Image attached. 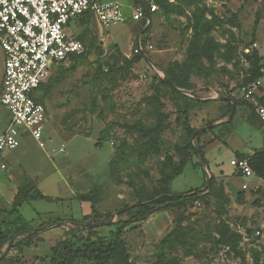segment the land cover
<instances>
[{
    "label": "rangeland",
    "instance_id": "obj_1",
    "mask_svg": "<svg viewBox=\"0 0 264 264\" xmlns=\"http://www.w3.org/2000/svg\"><path fill=\"white\" fill-rule=\"evenodd\" d=\"M123 12L126 21L108 28L94 19L81 27L69 23L68 35L83 32L85 56L67 59L45 82V148L20 129L19 146L4 153L9 164L0 169V231L18 217L35 220L60 209L56 202L30 201L12 213L11 202L24 186L58 198L66 215L70 200L98 189L96 208L114 215L110 225L118 221L115 213L139 200L197 189L202 198L191 206L127 227L125 251L109 264H264V195L241 191L233 173L235 150L264 149V123L249 105H239L228 124L230 112L219 100L237 98L230 94L247 77L253 50L262 57L264 78V0H202L160 9L142 33L152 49L141 59L132 50L143 23ZM193 51L200 55L192 62ZM3 58L0 48V88ZM112 66L115 71L102 73ZM183 68L189 90H179L187 99L175 98L158 80L169 85L166 73L181 76ZM9 119L0 104V133ZM208 124L218 125L192 139ZM95 233L107 236L108 229L99 226Z\"/></svg>",
    "mask_w": 264,
    "mask_h": 264
},
{
    "label": "built area",
    "instance_id": "obj_2",
    "mask_svg": "<svg viewBox=\"0 0 264 264\" xmlns=\"http://www.w3.org/2000/svg\"><path fill=\"white\" fill-rule=\"evenodd\" d=\"M133 21H144L159 11V2L168 4L200 3L202 0H140ZM89 14L108 28L125 22L116 0H0V48L4 55L0 104L9 113L6 129L0 134V169L6 170L3 156L19 146L20 129L26 130L44 149L46 109L36 99L53 69L70 56H80L83 44L68 35L72 20ZM147 23V20H146ZM144 24V23H143ZM138 36L133 54L152 49ZM106 72L107 69L105 68ZM217 95V94H216ZM249 103L258 119L264 122V80L259 78L238 87L230 94ZM234 171L244 192L264 193L263 180L253 173L248 158L234 157ZM253 180L250 185L247 181ZM258 234V233H257Z\"/></svg>",
    "mask_w": 264,
    "mask_h": 264
},
{
    "label": "trees",
    "instance_id": "obj_3",
    "mask_svg": "<svg viewBox=\"0 0 264 264\" xmlns=\"http://www.w3.org/2000/svg\"><path fill=\"white\" fill-rule=\"evenodd\" d=\"M188 5H192V3L168 4L166 2H159V11L160 9H167L173 6H188ZM149 16L151 19V14ZM89 20H91V16L89 14H85L76 19V24L82 26L84 22H87ZM257 25H258V20L255 21L254 27L256 28ZM145 26H146V22L143 24V27ZM82 33H80L78 36H75V38L80 42H81ZM141 43L142 45H144L145 43L144 34L141 37ZM199 55H200L199 51H195V53L193 51V55H191L189 59L193 62ZM83 56H85V54H81L80 56H70L68 57V60H75L76 58H82ZM134 56L137 57L138 59L142 58L141 55H134ZM247 60L249 61L248 75L243 79L241 85H245L259 78L264 80L261 72L262 57L258 54V52L253 50L250 56L247 57ZM62 63L63 62L59 63L57 66H59ZM55 68L53 70H55ZM113 71H115V69L112 66L110 70H107L106 72L103 71L102 73L105 74L108 72L107 74H110ZM188 74H189L188 68H183V74H181V76H178L176 73L172 74L170 72H167L166 75L169 78L172 86H169L166 82L160 79L158 80L162 86H165L170 90V92L175 98L187 99V97L181 94L178 90L179 89L189 90V86H187L185 81ZM44 89H45V84L42 85L38 90V91H42L43 95L42 94L39 95V97L36 100L41 104H43V106L45 107ZM188 100L195 103L193 99L188 98ZM221 102L227 105L228 113H229L231 104L226 101H221ZM239 105H249L252 110L251 112L254 114L253 116H255L257 120L260 121L258 117L255 115L253 111V107L249 103H247L242 99L235 98V106L238 107ZM230 122L231 120L228 122V124H230ZM209 131H213V130H209ZM209 131L200 132V134L195 137V140L197 141L200 136L208 133ZM192 134L193 132L190 134L189 137H191ZM186 148L193 150L189 141H187L186 143ZM198 150L204 157L202 148L198 147ZM234 157L236 159L248 158L249 165L255 176L264 179V149L254 152L252 155L236 154ZM211 185L212 184L210 183V187ZM209 188L207 189V191H209ZM96 190L98 189H94L89 193L82 194L77 197L79 201L87 202L90 204V214L84 216L79 222L70 221L75 226H73V228H69L67 237L64 240L58 241L54 245V247L51 248L50 264H85V263L109 264L114 260V258L121 257L125 251V245L121 239V236L123 235V232L127 227L129 226L139 227L142 222H144L149 216H151L154 213L172 210L174 208H182L187 205L191 206L195 201L202 198L198 195L199 191L197 189L194 191H188L187 193L180 195L166 196V194H162V195L159 194L153 197H148L146 199L139 200L134 205L123 208L122 210L118 211L117 212L118 221L110 225L109 222L111 220V214H101L100 212H98L96 208V205L99 201V195L96 192ZM254 194L264 195V193H262L261 191H257ZM28 201L54 202L59 200L51 199L50 197L44 196L40 191L36 189L34 185L24 186L18 189L12 202L11 212L12 213L18 212V208H20L23 203ZM92 224L94 225L101 224L102 227L107 228L108 235L107 236L97 235L95 233L97 227H90V225ZM29 225L30 223L28 222L26 225H21L19 227H16L15 234L20 231L30 230ZM50 226H52V223L48 222V223H42L39 227L48 228ZM81 232H84L85 235L80 234ZM37 236L38 234L32 231L27 232L26 234L21 236L18 240H16V242L13 243V245L8 250L7 254L0 259V264H23L19 256L21 255L22 250L24 248H28L33 244ZM12 237H13V233L12 234L0 233V250H2L3 247L9 243Z\"/></svg>",
    "mask_w": 264,
    "mask_h": 264
},
{
    "label": "crops",
    "instance_id": "obj_4",
    "mask_svg": "<svg viewBox=\"0 0 264 264\" xmlns=\"http://www.w3.org/2000/svg\"><path fill=\"white\" fill-rule=\"evenodd\" d=\"M116 1L120 4L122 12H123L124 8L131 11L130 19H132V15H133L135 9L139 6H142L141 5L142 3L140 0H126L124 6H122V4L119 0H116ZM123 15H124L125 21H126V16H125L124 12H123ZM92 19H94V18L91 17V20ZM146 20L147 19L145 18L143 22H142V20L141 21H134V22L145 23ZM150 22H151V19H150ZM78 26H80V25H78ZM68 28H69V26H68ZM0 93H1V88H0ZM236 110H237V108L235 106L234 115L236 113ZM234 115H233V117H234ZM259 122L264 123L262 121H259ZM44 140H45V138H44ZM214 143H212V144H214ZM254 152H256V151L235 150L234 156L236 154L252 155ZM3 160H4L5 164H9V161L6 159L5 155L3 156ZM233 173H235V171ZM35 177H37V176H35ZM262 180L264 182V179H262ZM240 184H241V182H238L239 186H240ZM38 191H40V190H38ZM40 192L44 196L50 197L46 193H44L42 191H40ZM50 198L51 199H58L55 197H50ZM12 202H13V200H12ZM12 202H11V205H12ZM28 202H30V201H28ZM33 202H38V201H33ZM54 202H56V204L60 208V209H58L57 213L48 212L47 214H43V215L37 214L38 217L35 220L34 219L24 220L21 217H18L15 221H13V222H11V224H9V227L6 230H4L3 232L0 231V233H3V234H10L13 232V230L16 227H19L21 225H26L29 222L30 223V225H29L30 230L22 231L19 234V236L14 235L11 239V240H13V243H14V242H16V240H18L20 238V236H23L27 232H31V230H36V229L40 230V231L34 232V233H37L38 236L34 240L33 244L30 247L24 248L22 250V253L19 256V258L23 264H50L51 248H53L54 245L58 241L64 240L67 237V233L69 231V228H73V226H75L70 221L79 222L84 216L90 214V204L87 202H81L77 198L70 200V204H69L70 214L69 215L62 213V211H61L62 203L61 202H59V201H54ZM18 212H19V208H18ZM18 212H14V213H18ZM18 222H20V223H18ZM48 222L52 223V226H50L48 228H46V227L40 228L39 227L42 223H48ZM8 244L5 245L2 250H0V257L6 251Z\"/></svg>",
    "mask_w": 264,
    "mask_h": 264
},
{
    "label": "water",
    "instance_id": "obj_5",
    "mask_svg": "<svg viewBox=\"0 0 264 264\" xmlns=\"http://www.w3.org/2000/svg\"><path fill=\"white\" fill-rule=\"evenodd\" d=\"M142 6H143V4H141ZM145 17H146V19H147V23H146V26L144 27V29L139 33V36H141L142 35V33L147 29V26L150 24V16H149V14L145 11ZM145 54H142V56H144ZM169 83V82H168ZM169 85L170 86H172L170 83H169ZM179 92H182V93H184L185 91H182V90H178ZM186 93V92H185ZM192 96H194L193 94H191ZM220 99V101H226V102H229L230 104H231V108H230V113H229V117H228V121H230L231 120V118L233 117V115H234V112H235V100H233L232 98H230V97H219ZM218 124H211V125H208V126H206V127H203V128H200V129H198L195 133H194V135L192 136V139H194L195 137H196V135L197 134H199L200 132H203V131H205V130H210V129H212L213 127H215V126H217ZM195 152H196V154L198 155V158L203 162V164H204V166H205V171L206 172H209L208 170H209V168H208V166H207V163H206V161L204 160V157L202 156V154L200 153V151L198 150V149H195ZM211 179H212V177H211V175H209L208 177H207V180H206V189L207 188H209L210 187V182H211ZM118 215V213H115V216H117ZM114 215H111V218L113 217ZM99 226H101V224H92V225H90V227H99ZM32 232H37V231H40V230H38V229H36V230H31ZM13 245V240H11L10 242H9V244H8V247H7V249H6V251L1 255V257H0V259L2 258V257H4L5 256V254L8 252V250L10 249V247Z\"/></svg>",
    "mask_w": 264,
    "mask_h": 264
}]
</instances>
